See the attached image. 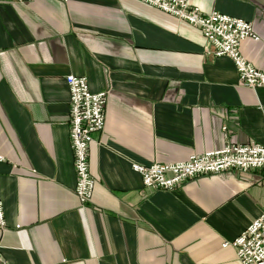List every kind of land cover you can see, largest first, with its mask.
Here are the masks:
<instances>
[{
    "label": "crops",
    "instance_id": "obj_1",
    "mask_svg": "<svg viewBox=\"0 0 264 264\" xmlns=\"http://www.w3.org/2000/svg\"><path fill=\"white\" fill-rule=\"evenodd\" d=\"M253 23L243 56L264 71V0H187ZM201 31L137 0H0V264H241L233 242L264 212V170L145 188L132 165L264 146V88L205 53ZM108 92L81 205L67 77Z\"/></svg>",
    "mask_w": 264,
    "mask_h": 264
},
{
    "label": "built area",
    "instance_id": "obj_2",
    "mask_svg": "<svg viewBox=\"0 0 264 264\" xmlns=\"http://www.w3.org/2000/svg\"><path fill=\"white\" fill-rule=\"evenodd\" d=\"M33 0H12L17 4H30ZM198 28L206 40L205 53L215 58H229L237 71L239 82L253 90L264 88V71L256 68L241 52L245 40L260 41L253 23L219 12L203 13L187 0H137ZM70 94V143L77 176L75 195L81 205L91 204L96 179L90 169V146L94 135L106 128L108 92L93 93L86 77H67ZM5 158L0 155V163ZM141 176L143 186L152 190L171 191L199 176L222 174L226 171L248 172L264 170V146L257 143L229 142L221 149L193 154L186 161L141 165L133 164ZM4 203L0 196V232L7 229ZM241 264H264V212L233 242Z\"/></svg>",
    "mask_w": 264,
    "mask_h": 264
}]
</instances>
